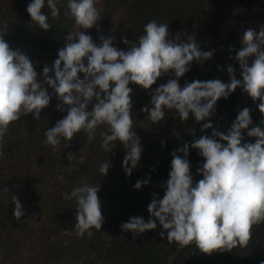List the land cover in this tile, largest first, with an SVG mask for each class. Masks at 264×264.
I'll return each instance as SVG.
<instances>
[{
    "label": "trees",
    "instance_id": "trees-1",
    "mask_svg": "<svg viewBox=\"0 0 264 264\" xmlns=\"http://www.w3.org/2000/svg\"><path fill=\"white\" fill-rule=\"evenodd\" d=\"M30 2L0 0V24L8 26L4 39L11 49L27 55L42 76L43 67L51 66L58 58V50L65 46V37L76 23L73 16L65 14L69 12L68 0H58V18L51 16L45 0L43 11L52 27L41 30L26 11ZM101 16L99 26L104 36H114V46L121 50L127 48L123 38L138 42L145 24L153 19L169 24L170 39L177 33L182 40L195 36L202 51L214 50V54L202 64L192 62L190 70L179 78L181 87L194 80L219 79L228 83V65L235 68L236 78L242 79L235 55L242 48L243 33L255 24L264 26V0H104ZM252 61L250 57L249 65ZM79 75L83 78L82 73ZM170 78H175L171 72L159 78L153 90ZM129 86L133 90V129L143 148L139 164L130 176L123 167L125 147L118 141L112 151L101 147L100 133L107 131V125H100L91 141L87 132L81 131L71 141L61 138L55 149L43 142L44 132L67 114L57 111L60 102L54 94L39 120L28 114L9 126L0 156V264H264V223L253 226L246 247L212 254L201 253L194 243L184 248L169 243L160 236L162 227L158 221L156 229L135 237L131 231L121 229L122 223L134 216L148 221L147 209L153 194L157 198L164 195L163 184L169 178L170 153L174 149L185 142L189 144L188 159L195 184L203 178L197 174L203 157L191 148L194 139L211 136L213 130L222 132L245 107L251 109L250 128L264 129V115L257 107L260 101L243 103L238 87L227 99L217 101L209 117L213 128L202 132V124L209 120L197 123L190 115L188 121H182L168 110L165 119L154 125L141 111L150 104L151 92L135 84ZM48 91L53 93L51 88ZM243 136L242 143H255L256 138L247 136L246 131ZM104 162L111 166L103 176L99 166ZM61 175L62 182L58 179ZM146 179L148 184L134 188L137 181ZM85 183L100 185L98 196L104 223L100 231L91 229V238L87 233L83 237L66 235V229L75 231L76 200L65 199L62 194H70ZM12 195L23 205L25 215L19 220L13 215Z\"/></svg>",
    "mask_w": 264,
    "mask_h": 264
},
{
    "label": "clouds",
    "instance_id": "clouds-1",
    "mask_svg": "<svg viewBox=\"0 0 264 264\" xmlns=\"http://www.w3.org/2000/svg\"><path fill=\"white\" fill-rule=\"evenodd\" d=\"M57 2L47 0L53 18L59 17ZM97 3L98 0H68L69 12L65 14L73 16L81 28L96 26L99 31L97 22L102 16ZM44 8L45 0H31L26 11L31 21L47 31L52 26ZM7 27L0 24V156H3L9 126L28 114L39 120L53 94L60 102L57 111L67 114L44 132L43 142L55 149L61 138L71 141L81 131L87 132L91 141L97 128L107 125V131L100 133L101 147L112 151L117 141L125 147L123 167L129 176L138 166L143 151L133 129L130 84L151 92V107L145 106L141 111L147 113L154 125L165 119L166 110L182 121H188L190 115L197 123L209 120L217 101L227 99L238 87L253 102L260 101L257 107L264 115V26L259 33L252 29L243 33L242 48L235 55L242 79H237L235 68L228 65V83L219 79L194 80L186 81L183 87L179 78L190 70L191 63L202 64L213 56L214 50L202 51L192 35L182 40L177 33L170 39L167 23L149 21L138 42L122 39L127 46L125 50L114 46V36H100L97 44L85 30L72 32L65 37L66 44L58 50V58L51 66L43 67L42 76L27 55L11 49L5 41ZM250 57H255L251 65ZM170 72L175 78L153 90L157 80ZM90 104L93 106L88 110ZM250 112L248 107L239 110L226 134L213 130L211 136L201 135L193 140L191 148L203 157V163L197 168V174L203 178L195 184L188 159L189 144L185 142L174 149L170 153L169 178L163 184L164 195L157 198L153 194L147 209L148 221L134 216L122 223L121 229L131 231L135 237L156 229L158 221L162 227L160 236L166 237L169 243L175 242L179 248L194 243L201 253L212 254L246 247L253 226L264 223V129L250 128L253 123ZM210 128L213 125L209 120L202 124L201 131ZM244 131L256 138L255 143H242ZM191 132L194 135L195 130ZM161 145L165 146V142L161 141ZM110 166L109 162L101 163L100 173L107 175ZM58 179L62 182L64 176ZM148 183L147 179L137 181L134 188L140 189ZM99 191V184L85 183L70 194H62L65 199L76 200L75 231L66 229V235L83 237L87 233L91 238V229L101 230L104 217ZM12 202L15 204L13 215L19 220L25 215L23 205L15 195Z\"/></svg>",
    "mask_w": 264,
    "mask_h": 264
},
{
    "label": "rangeland",
    "instance_id": "rangeland-1",
    "mask_svg": "<svg viewBox=\"0 0 264 264\" xmlns=\"http://www.w3.org/2000/svg\"><path fill=\"white\" fill-rule=\"evenodd\" d=\"M103 4H104V0H98V3H97L96 6L99 9H101L102 6H103ZM100 21H101V19L97 22L98 23V27H99V31L97 30V27L96 26H94L91 29L85 30V29L81 28L80 26L76 25L74 27V29L72 30V32L75 33V32H79V31H84L85 30L86 31V34L91 35L94 41L95 40H98L100 42L99 37L100 36H104V30L101 28V26H99ZM261 26H263V25H261V24H255V25L251 26L248 29H252V30L256 31L257 33H259ZM251 58L253 60L255 59V57H251ZM239 94H240V99H241V101L243 103H252V104H255V103H258L259 102L258 100L256 102H253V100L248 96V94L246 92L243 91L242 88H240ZM231 125H232L231 123H227L225 125V127H224V129H223L222 132L226 134L227 131L229 130V128L231 127Z\"/></svg>",
    "mask_w": 264,
    "mask_h": 264
}]
</instances>
